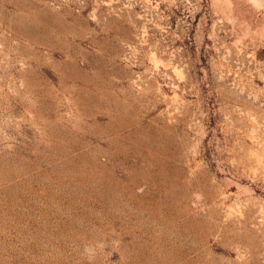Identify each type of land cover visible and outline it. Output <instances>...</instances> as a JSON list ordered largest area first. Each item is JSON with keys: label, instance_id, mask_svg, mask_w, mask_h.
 I'll return each instance as SVG.
<instances>
[{"label": "rangeland", "instance_id": "obj_1", "mask_svg": "<svg viewBox=\"0 0 264 264\" xmlns=\"http://www.w3.org/2000/svg\"><path fill=\"white\" fill-rule=\"evenodd\" d=\"M0 264H264V0H0Z\"/></svg>", "mask_w": 264, "mask_h": 264}]
</instances>
